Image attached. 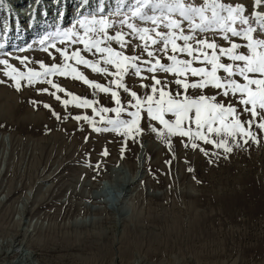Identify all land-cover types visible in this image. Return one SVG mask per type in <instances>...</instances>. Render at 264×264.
Returning <instances> with one entry per match:
<instances>
[{"label": "rangeland", "instance_id": "obj_1", "mask_svg": "<svg viewBox=\"0 0 264 264\" xmlns=\"http://www.w3.org/2000/svg\"><path fill=\"white\" fill-rule=\"evenodd\" d=\"M241 2L252 11L253 0ZM43 36L25 38L13 56H27L32 67H38L33 60L51 62L39 44ZM81 71L104 83L100 74ZM54 80L67 92L93 98V90L81 81ZM127 82L133 89L138 83ZM38 87L53 91L46 83L19 92L0 84V236L20 234L12 255L28 249L35 264H264V135L209 163V157L184 148L175 137L169 149L146 121L136 142L96 132L72 118L91 117V109L65 106L48 93H37ZM97 98L113 106L103 93ZM143 142L148 145L140 178L123 194L107 188L98 195L101 185H109L112 168L124 164L135 170ZM116 197L127 202L123 211L111 206Z\"/></svg>", "mask_w": 264, "mask_h": 264}, {"label": "snow or ice", "instance_id": "obj_2", "mask_svg": "<svg viewBox=\"0 0 264 264\" xmlns=\"http://www.w3.org/2000/svg\"><path fill=\"white\" fill-rule=\"evenodd\" d=\"M39 44L51 62L33 60L38 67H32L27 56L5 52L0 84L19 92L46 83L53 91L38 87L37 93L91 109V117L72 118L96 132L136 142L146 121L169 149L175 137L209 163L264 135V0H253L252 11L241 0H115L114 9L98 0L94 10L68 27L57 24ZM81 67L100 74L104 83L89 79ZM58 77L81 81L93 98L67 92ZM127 78L138 81L135 89ZM99 93L113 106L102 105ZM52 115L61 118L55 110Z\"/></svg>", "mask_w": 264, "mask_h": 264}, {"label": "bare ground", "instance_id": "obj_3", "mask_svg": "<svg viewBox=\"0 0 264 264\" xmlns=\"http://www.w3.org/2000/svg\"><path fill=\"white\" fill-rule=\"evenodd\" d=\"M27 4L31 5L30 9L32 12L30 14V19H27L28 17L26 16L28 12ZM97 4L98 0H89L87 6L84 5L83 0H0V46H2V40H4L5 43L3 44V48H5V51L3 52L12 53L21 46V42L25 40V38L28 41L33 40V38L36 39L35 37L46 35L50 29L56 28L57 24L60 25L63 23L62 26H64V24L76 20L86 12L94 10ZM105 5H110L114 8L115 0H105ZM14 19L20 20L21 23L15 24ZM147 145V142L142 143L140 151L138 152V161L136 162L134 171L129 170L124 164L112 168L108 178L109 185H101L96 191L97 194L101 195L107 188L117 189L122 194L123 191L128 190V187L133 185L143 173V156ZM120 197H116L114 202L111 203V206L123 211L127 207V202L121 201L122 199ZM26 198L28 199V197ZM23 210L26 211L25 209ZM26 230L27 229H25V231ZM27 233L23 232L22 236ZM9 237H6L7 239L4 236L0 238L3 242L8 241L5 242V245L0 243V264H35V262L33 263L31 261V252L28 249L22 248V250L12 255L17 245L15 242L19 241L20 234L15 232Z\"/></svg>", "mask_w": 264, "mask_h": 264}]
</instances>
